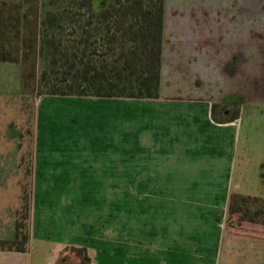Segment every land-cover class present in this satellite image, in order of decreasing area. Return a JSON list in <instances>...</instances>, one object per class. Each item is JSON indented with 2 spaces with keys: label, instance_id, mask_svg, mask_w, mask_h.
<instances>
[{
  "label": "rangeland",
  "instance_id": "374dc122",
  "mask_svg": "<svg viewBox=\"0 0 264 264\" xmlns=\"http://www.w3.org/2000/svg\"><path fill=\"white\" fill-rule=\"evenodd\" d=\"M167 3L161 93L207 95L219 116L237 115L231 152L236 169L243 165L242 180L237 174L228 182L153 179L142 174L135 152L126 160L133 162L127 179L122 174L104 179L108 175L97 172L101 164L125 169L124 160L108 164L102 156L107 151L98 148L121 141L117 118H97L90 113L94 103L69 96L50 95L40 106L45 95L25 91L19 65L0 62V223L7 222L9 211L17 213L27 231L30 213L35 239L43 229L50 238L63 232L64 240L83 234L95 239L96 252L120 256L116 264H210L219 235L220 256L228 228L245 233L250 221L243 219L252 209L230 208L225 214L222 208L226 190L262 193L264 0ZM44 105L49 116L38 112Z\"/></svg>",
  "mask_w": 264,
  "mask_h": 264
},
{
  "label": "trees",
  "instance_id": "16d2710c",
  "mask_svg": "<svg viewBox=\"0 0 264 264\" xmlns=\"http://www.w3.org/2000/svg\"><path fill=\"white\" fill-rule=\"evenodd\" d=\"M164 4L165 0H0V62L19 65L25 91L38 96L158 97ZM213 117L217 119L214 108ZM260 179L261 196L233 193L229 198L228 210L252 209L243 219L250 221L248 226L241 227L249 236H264L263 171ZM258 223L263 224L256 228ZM23 228L17 217L14 238L0 239V248L23 250L28 238Z\"/></svg>",
  "mask_w": 264,
  "mask_h": 264
},
{
  "label": "crops",
  "instance_id": "0c3cea01",
  "mask_svg": "<svg viewBox=\"0 0 264 264\" xmlns=\"http://www.w3.org/2000/svg\"><path fill=\"white\" fill-rule=\"evenodd\" d=\"M167 4L165 0L164 24ZM164 32L163 26L161 66L164 60ZM203 53H207L206 49ZM189 59L196 62L195 56ZM200 59H202L201 55ZM232 61L234 62V59ZM202 66H208V62ZM161 90L162 72L159 94L155 98L69 96L94 103L95 108L90 113L97 118H117L115 125H119V128L115 130V133L117 131L120 133L121 141L100 143L98 148L107 151L102 156L109 160L108 164L124 160L125 169L123 171L107 170L101 164L102 169H98L97 172L100 175H108L103 177L104 179L117 180L114 175L118 174L124 175L123 179H127V176L131 175L127 173H132L131 164L133 162L127 164L126 160L132 158L135 152L136 157H139L144 164L142 174L151 178L153 176V179L180 178L228 182L233 180L234 175L237 174L242 180L243 165L236 169L237 162L231 152V150L234 152L238 134L236 120H228V115L219 116L217 112H215L217 119H214L213 100L207 95L194 94L175 98L163 95ZM52 97L54 96L45 95L39 105L41 106L44 100ZM46 109L44 105V112L39 109V114L49 116ZM37 140L38 137L35 140L33 157L30 162L33 167L32 172L36 170L38 163L34 158V152L38 150ZM117 156L118 158L115 159ZM30 175L32 178V173ZM233 193L250 196H261L262 194L237 191ZM233 193L228 190L225 192V206L222 208L225 214L228 211L229 198ZM8 213L7 222L0 223L2 224L0 239L3 240L14 238V222L17 213L12 214L10 211ZM28 215L27 221L30 226L27 230L28 238L24 249L0 248V264H116V261H121L120 256L115 253L96 252L93 246L95 239H88V236L83 234H74L71 240H64L65 237L61 235L63 232L58 231L56 237L50 238L44 235L43 229L42 234L37 235L35 239L36 234L33 231L35 227L33 226V230H30V213ZM34 218L33 216L32 220ZM220 225L224 226L223 223ZM226 231L223 236L227 245L226 252H221L219 256L221 240L219 235L210 264H264V236H249ZM218 258L222 259L221 263H217Z\"/></svg>",
  "mask_w": 264,
  "mask_h": 264
}]
</instances>
